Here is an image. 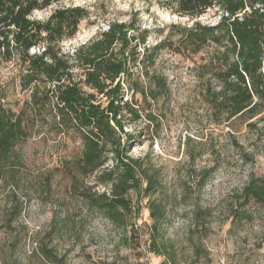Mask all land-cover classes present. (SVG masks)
I'll return each instance as SVG.
<instances>
[{"label": "trees", "instance_id": "16d2710c", "mask_svg": "<svg viewBox=\"0 0 264 264\" xmlns=\"http://www.w3.org/2000/svg\"><path fill=\"white\" fill-rule=\"evenodd\" d=\"M62 1L0 0V67L13 65L21 91L29 95L15 110L8 92L0 90V186L12 191L11 213L22 212L24 200L16 191H27L30 182L24 183L26 167L18 149L46 126L79 148L46 172L45 192L54 193L55 175L61 174L81 210L105 219L123 233L126 244L140 248L144 230L147 251L163 257L161 264H177L175 247L166 238L176 199L166 191L153 150L132 157L140 137L126 127L144 120L158 127L165 118L163 110L153 113L155 107H169L173 97L168 78L157 67L165 51L184 58L201 54L193 68L199 83L195 99L209 107L214 124L235 120L257 130L264 151V128H258L264 122V0H153L151 7L192 24L170 25L169 34L149 46L150 32L137 27L136 19L113 22L71 54L62 44L77 36L90 18L88 9L59 7L46 20L34 18ZM210 9L220 14L217 25L197 21ZM190 144L188 161L194 163ZM215 169L195 171L200 191ZM243 198L244 205L264 203V179L251 177ZM144 203L151 223L138 227ZM64 227L60 223L58 230ZM43 254L59 262L49 249Z\"/></svg>", "mask_w": 264, "mask_h": 264}, {"label": "rangeland", "instance_id": "374dc122", "mask_svg": "<svg viewBox=\"0 0 264 264\" xmlns=\"http://www.w3.org/2000/svg\"><path fill=\"white\" fill-rule=\"evenodd\" d=\"M150 3L154 1L63 0L36 12L34 18L46 20L59 7L88 9L90 18L82 22L77 36L62 44L63 51L70 54L113 22L136 19L137 27L150 32L149 46L168 35L170 25L192 24ZM217 11L210 9L197 21L217 25ZM201 56L162 54L157 67L168 78L172 101L169 107L153 110L156 115L161 110L165 113L160 126L144 120L126 127L127 132L140 137L131 155L144 157L153 150L152 159L163 170L166 191L176 199L166 238L175 247L177 264H264V203L251 200L244 205L243 198L251 177L264 179L263 140L247 124L231 120L216 125L208 118L209 107L195 99L199 83L193 68ZM17 76L13 65L0 67V90L8 92L7 101L15 110L29 98L21 91ZM258 128H264V122ZM188 140L196 155L194 163L188 161ZM78 148V143L56 137L46 126L19 147L29 189L16 191L24 204L19 215H12V191L0 186V264H161L163 257L147 251L144 230L140 248L126 244L122 232L70 199L67 180L61 174L55 175L54 193L45 192L46 172L59 167L62 158L74 155ZM209 167L216 168L214 176L200 191L195 171ZM33 187L37 194L30 190ZM145 203L138 227L151 223ZM60 223L65 225L63 231L58 230ZM46 248L59 262L47 260L43 254Z\"/></svg>", "mask_w": 264, "mask_h": 264}]
</instances>
